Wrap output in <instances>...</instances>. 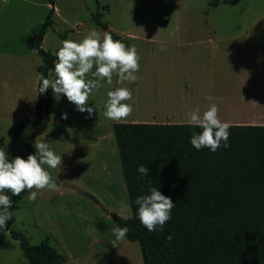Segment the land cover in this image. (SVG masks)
Listing matches in <instances>:
<instances>
[{
    "label": "rangeland",
    "instance_id": "1",
    "mask_svg": "<svg viewBox=\"0 0 264 264\" xmlns=\"http://www.w3.org/2000/svg\"><path fill=\"white\" fill-rule=\"evenodd\" d=\"M49 6L47 0H0V148L7 156L25 153L29 142V155L35 154V140L48 143L62 163L57 169L45 166L46 170L58 189L67 188L63 183L73 184L79 197L72 200L42 190L29 202V192L23 191L10 210L13 217L7 230L0 231V264H28L10 229L32 244L48 238L64 255L67 250L76 254L80 264H143L136 241L125 238L116 247L110 244L115 238L111 230L118 226L111 214L131 216L112 125L175 123L197 107L202 114L211 101L198 99L193 88L203 84L198 97L213 93L212 101L221 105L223 99L235 96L233 84L240 79L242 116H257L252 121L264 124V0H54L53 23L42 41L45 50L56 53L61 41L78 42L92 28L101 36L108 33L92 20L98 12L108 30L135 46L139 79L118 83L114 73L111 85L100 81L102 86L88 101L96 110L91 116L78 111L63 94L57 101L49 88L47 113L36 122L37 66L42 59L31 28L43 21ZM212 33L229 37L232 44L242 43V56L249 58L242 61L239 72L234 63L208 62L207 36ZM47 78L55 79L54 69ZM119 87L131 90L132 99L124 103L133 111L126 119L112 121L104 116L107 92ZM246 95L249 104L244 103ZM23 115L32 126L15 135Z\"/></svg>",
    "mask_w": 264,
    "mask_h": 264
},
{
    "label": "trees",
    "instance_id": "2",
    "mask_svg": "<svg viewBox=\"0 0 264 264\" xmlns=\"http://www.w3.org/2000/svg\"><path fill=\"white\" fill-rule=\"evenodd\" d=\"M43 21L31 28L33 45L42 63L38 77L47 78L57 61L56 53L45 50L42 41L53 23L54 0ZM101 14L92 20L110 34L113 40L129 44L108 30ZM34 100L36 122L46 115L51 95L48 90ZM229 147L215 152L197 151L190 143L193 132L202 131L187 122H116L112 129L117 146L123 180L131 209L130 217L112 213L113 221L127 226L126 238L140 247L143 264H264V124H230ZM32 126L27 115L15 125L17 135ZM27 151L12 152L27 159ZM148 168L147 177L139 179V165ZM156 187L175 203L172 219L163 231H148L137 217L138 196ZM9 210L16 208L21 194L13 196ZM96 201V200H95ZM28 264H63L65 256L47 239L32 244L21 233L10 229ZM172 234L171 241L166 235Z\"/></svg>",
    "mask_w": 264,
    "mask_h": 264
},
{
    "label": "clouds",
    "instance_id": "3",
    "mask_svg": "<svg viewBox=\"0 0 264 264\" xmlns=\"http://www.w3.org/2000/svg\"><path fill=\"white\" fill-rule=\"evenodd\" d=\"M165 49L162 47L161 51ZM57 61L54 65L55 79L45 78L39 74V94L52 89L54 98L58 101L61 94L73 103L80 112L93 114L95 106H88L90 95L102 86L100 81L106 80L111 85L115 73L118 83H134L139 77V55L135 46L127 47L123 42L113 40L112 36L104 33L101 36L96 28L90 29L78 42L63 40L56 52ZM95 66V71L93 68ZM91 74V79L88 75ZM104 116L112 121H120L129 117L133 111L132 106L124 103L132 99L131 90L124 87L107 92ZM213 100V97H205ZM218 106L212 103L201 114L200 108L186 113L187 123L202 129L193 132L190 138L191 145L197 150L208 148L215 152L221 146L229 147V122H222L218 117ZM67 119V114H61ZM33 147L35 154H29L27 159L16 156L9 161L7 153L0 148V231L7 230V221L12 219L10 208L11 198L5 194L10 192L13 196L20 195L27 190L29 202L35 201L42 190L57 191L58 185L52 178L49 169L60 168L61 155H57L48 143L35 140ZM139 179L147 177L148 168L141 164L137 168ZM147 195L138 196L135 203L138 205L137 217L142 226L148 231H163L164 225L172 219V209L175 203L170 197L162 194L156 187L149 185ZM127 226L114 227L111 230L115 237L110 241L113 247L123 241L128 233ZM166 240L173 239L172 234L166 235Z\"/></svg>",
    "mask_w": 264,
    "mask_h": 264
},
{
    "label": "crops",
    "instance_id": "4",
    "mask_svg": "<svg viewBox=\"0 0 264 264\" xmlns=\"http://www.w3.org/2000/svg\"><path fill=\"white\" fill-rule=\"evenodd\" d=\"M207 42L210 43V46L209 47L207 46V52H206L208 54L207 55L208 62H214V63L218 62V64L221 63L220 66H223L224 64H227L230 66L232 63H234L235 64L234 67L236 71L239 72L240 68L242 67V61L244 59L249 58L248 56H246V58L245 56H242V49H241L242 43L232 44L229 40V37L227 36L215 35L214 33H212L207 36ZM202 85L203 84H201L199 88H193V90L195 92V96L198 99L204 101V98L207 96V94L200 95L199 97L197 94L201 91L198 89H202ZM233 86L235 89V96L233 98L232 96L234 94L231 96V98L227 100L223 99L224 104H221V105L215 102L219 109L218 111L219 119L222 122L226 121V122H229L230 124H261L259 122L252 121L257 116H252V115L248 117L242 116V79H240V82L238 81L236 82L235 80ZM236 86H238L237 90H236ZM212 96H213V93L210 95V97ZM226 98H228V96ZM244 101H245L244 102L245 104L250 103L248 95H246V97L244 98ZM212 102L214 103V101L211 100V102L205 105L206 110L212 104ZM174 120L175 121L180 120L179 122H187L186 117L184 119H174ZM63 189H71V190H63ZM56 192L61 197H68L69 199H72V200H75L77 199V197H79L78 190L73 189L71 187H67V188L60 187ZM95 200H96L95 202L97 205H99L100 207H103L97 199ZM55 241L57 244L61 246L58 240H55ZM64 256L66 259L63 264H80V262H78V260L76 259V254H73L72 252H69L67 250L66 255Z\"/></svg>",
    "mask_w": 264,
    "mask_h": 264
},
{
    "label": "water",
    "instance_id": "5",
    "mask_svg": "<svg viewBox=\"0 0 264 264\" xmlns=\"http://www.w3.org/2000/svg\"><path fill=\"white\" fill-rule=\"evenodd\" d=\"M63 186L71 187L73 189L78 190V188H76V186H74L73 184L63 183Z\"/></svg>",
    "mask_w": 264,
    "mask_h": 264
}]
</instances>
